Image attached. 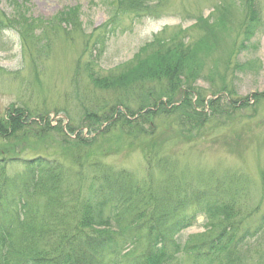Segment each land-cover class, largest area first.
Instances as JSON below:
<instances>
[{"label":"trees","instance_id":"16d2710c","mask_svg":"<svg viewBox=\"0 0 264 264\" xmlns=\"http://www.w3.org/2000/svg\"><path fill=\"white\" fill-rule=\"evenodd\" d=\"M99 1L109 12L108 19L90 34L82 33L77 8L59 13L54 22L36 25V21L28 20L18 10L15 2L11 3L13 15L4 16L0 12V31H15L23 51L37 57L43 55L41 48L48 44L52 28L47 25H58L63 34L82 33L84 50L89 52L90 63L96 66L109 39L122 28L124 17L133 21L158 19L164 2ZM244 4V17L235 26L228 7L220 5L214 10L216 20L197 17L191 27L202 32L194 41L187 42L186 32L181 29L169 38L154 35L137 50L124 71L101 75L88 70L90 85L112 100L85 112L84 122L86 118L90 120L85 125L87 138L92 136L90 140L78 138L79 133L71 138L69 134H73L74 127L67 128L69 134L58 131L57 135L61 134L65 140L56 135L57 140L50 144L55 142L60 148L61 161L53 154L0 158V171L12 162L22 164L23 168V173L8 183L4 176L0 178V264H117L125 252L136 255L126 264H137L139 259L146 264H168L178 258L189 259L191 264L212 261L241 264L244 248L263 234L264 213L259 216L255 211L247 213L238 205L235 198L239 186L235 177L224 174L221 178L212 173L188 177L184 171L176 172L170 159L158 157L163 145L151 137L145 159L159 172L160 179L156 185L149 177L140 183L127 172L105 164L106 154L101 148L114 135L127 138L129 143L139 141L161 118L171 120L177 141H198L228 122L233 111L250 106L248 98L243 102L231 98L233 94L223 80L227 70H245L251 65L237 59L231 61L246 50L261 24L253 1L244 0ZM228 25L237 34L229 55L219 57L217 51L222 40L218 34L226 32ZM213 75L220 78L222 85L206 101L194 87L202 80L212 83ZM222 93L230 98L227 102H221ZM251 97L256 104L264 102V92ZM222 110L225 115L219 117ZM17 113L6 123L0 119V141L8 136L21 139L15 146L19 151L26 146L25 140L46 142L42 135L52 130L45 123L30 121L42 116L21 108ZM78 144L83 147L79 149ZM0 151L16 154L12 146ZM76 170L80 175H76ZM72 181L80 186L71 187ZM95 197L96 201L88 199ZM37 198L43 201L41 210L36 206ZM79 210L81 215L76 219ZM199 217L205 222L220 219L224 221L223 227L209 241L182 246L176 238L195 225ZM246 218L253 219L254 224Z\"/></svg>","mask_w":264,"mask_h":264},{"label":"rangeland","instance_id":"374dc122","mask_svg":"<svg viewBox=\"0 0 264 264\" xmlns=\"http://www.w3.org/2000/svg\"><path fill=\"white\" fill-rule=\"evenodd\" d=\"M252 1L260 13L261 24L246 50L231 59L232 62L237 59L239 62L251 63V65L245 70L229 69L225 73L220 67V71L224 73L225 85L227 84L233 94L231 98L241 102L248 98L250 106L233 111L227 119L228 122L212 129L209 137L189 143L184 140L177 141L176 128H173L171 120L163 118L158 119L154 123L155 128L152 127L139 141L129 143L127 138L114 135L108 138L101 148L106 154V158L103 159L105 164L113 169L127 172L140 183L146 182L149 177L156 185L160 179L159 172L151 168L145 159V151L147 153L149 148L147 141L155 137L163 145L161 146L163 149L158 151V157L162 160L170 159L171 164L177 169L176 172L184 171L188 177H204L208 173L221 178L224 174L235 177L239 186V195L235 198L238 199V205L247 213L255 211L257 216L264 213V102L256 104V100L251 97L254 93L264 92V0ZM12 2L18 5V10L24 12L28 20L36 21V25L54 22L53 19L60 15L59 13L77 8L84 34H90L94 28L103 25L109 13L99 0H0V12L4 16L13 15ZM220 5L228 7L234 26L244 17V0H164L160 10L162 15L158 19L146 18L133 21L132 18L124 17L121 30L119 29L116 35L109 39L105 52L96 62V66L90 63L89 52L84 50L86 44L82 33L63 34L58 25H47L46 27L52 28L48 34V44H44L41 48L43 55L37 57L29 56L23 51L24 48L20 46L19 36L15 31H0V119L6 123L10 118L17 117L15 114L19 108L28 109L32 114L42 116V118H31L30 121H35L37 124L45 123L52 130L48 132L50 136L42 135V140L46 142L39 144L32 142L34 139L25 140L26 146L20 151L15 146L19 145L21 139L8 136L5 141H0V149L12 146L16 154H4L0 151V158L23 159L38 155L48 157L53 154L54 157L59 158L58 161H61L60 148L55 142L53 145L50 144V141L57 140L58 131L66 132L67 128L74 127L75 132H79L78 138L90 140L92 136L87 138L84 130L85 125L89 124L87 121H90L86 118L84 122L85 112L112 100L90 85L86 77L88 70L93 69L101 75H115L119 71H124L137 50L149 42L154 35L161 34L169 38L176 30L181 29L186 32L187 42L194 41L202 32L200 28L191 27L197 17L216 20L217 14L214 10ZM236 34L237 30L229 25L226 32L218 34L222 43L217 56L229 55L228 51L232 48ZM211 80L212 83L202 80L194 87L206 101L211 100V92L218 91L222 85L217 75H213ZM220 97L222 103L230 99L224 93ZM222 113L219 117L225 115L223 110ZM34 135L36 134L32 133V136ZM61 136V134L57 135L59 139L65 140ZM77 147L80 149L83 146L78 144ZM64 164L68 162L64 160ZM21 165L18 162L8 163L4 171L3 168L0 171V178L4 176L8 183L21 175L23 173ZM75 172L76 175H80L79 170ZM1 183L2 180L0 185ZM70 184L74 187L76 181ZM85 185L87 183L83 186ZM82 190L84 191V188ZM83 197L87 199V195ZM96 198L88 199L96 201ZM36 206L42 209L43 201L40 198L36 199ZM80 215L81 210L74 218L77 219ZM250 218L246 220H252L254 224V220ZM223 223L224 221L220 219L205 222L203 217H199L195 225L178 235L177 242L184 246L188 243L198 244L209 241L219 234ZM244 249L246 251H243L241 264H264V231L258 241L250 242ZM125 253L120 255L117 264H126L129 258L136 256ZM136 263L146 264L140 259L136 260ZM191 263L189 259L178 258L168 264ZM206 264L218 263L212 261Z\"/></svg>","mask_w":264,"mask_h":264}]
</instances>
